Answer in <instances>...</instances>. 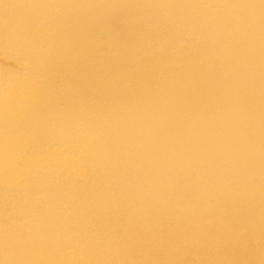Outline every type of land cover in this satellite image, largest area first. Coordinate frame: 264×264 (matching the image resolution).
Segmentation results:
<instances>
[{"label": "bare ground", "instance_id": "1", "mask_svg": "<svg viewBox=\"0 0 264 264\" xmlns=\"http://www.w3.org/2000/svg\"><path fill=\"white\" fill-rule=\"evenodd\" d=\"M0 264H264V0H0Z\"/></svg>", "mask_w": 264, "mask_h": 264}]
</instances>
